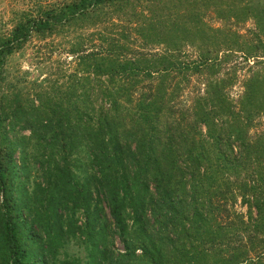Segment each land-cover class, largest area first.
I'll return each mask as SVG.
<instances>
[{
	"label": "trees",
	"instance_id": "trees-1",
	"mask_svg": "<svg viewBox=\"0 0 264 264\" xmlns=\"http://www.w3.org/2000/svg\"><path fill=\"white\" fill-rule=\"evenodd\" d=\"M35 2L0 34V264H264V41L238 50L237 98L236 67L212 75L231 47L187 63L101 32L105 47L70 52L65 82L5 88L9 59L33 37L112 17L143 36L163 0ZM223 6L264 35V0ZM202 75V92L179 103Z\"/></svg>",
	"mask_w": 264,
	"mask_h": 264
},
{
	"label": "rangeland",
	"instance_id": "rangeland-1",
	"mask_svg": "<svg viewBox=\"0 0 264 264\" xmlns=\"http://www.w3.org/2000/svg\"><path fill=\"white\" fill-rule=\"evenodd\" d=\"M171 2L163 0L153 15L156 18L153 26L144 27L143 36L132 31L135 24L117 22L112 17L114 23H118L115 27H112L110 20H107L101 24L97 23L94 27L65 29L45 40L33 37L22 50L9 59L5 88L16 86L25 92L33 88L40 89L37 85L45 88L54 82L59 84L65 82L76 67V57L70 52L77 46L87 51L105 47V43L100 41L99 33L101 32V35L106 33V35L110 34L121 39L122 34L123 36L128 35L129 45L143 52L164 53L166 49H176L180 53L178 60L187 63L198 61L200 55L206 52H209L212 57L217 55L222 59L223 53L226 52L225 49L231 47L233 51H236L235 58L225 65L221 64L212 75L222 79L228 70L236 67V73L233 76L236 78V84L227 90V93L230 98H237L242 91L240 82L247 70V67L242 64V56L238 50L244 49L245 45H255L256 42L253 40L256 37L264 41V35L260 31L261 25L258 28L247 13L248 18H245L239 11L238 14L228 12L227 7H222V0H181L180 2L171 0ZM34 3H36L35 0H0V34L8 33L16 21V13L30 8L34 9ZM137 11L138 14L143 12L141 20L148 19L149 10L140 7ZM184 12L191 13V18H182L180 14ZM168 14H172V17L167 18ZM121 30L124 32L120 33ZM225 33H229L231 38L226 37ZM155 34L157 37H154ZM232 34L237 36L236 39H232ZM147 35H154V38H144ZM251 64L249 61V65ZM204 75L190 77V84L184 89L179 103L187 105L193 95L199 91L202 92ZM261 124L259 131L264 127V116ZM253 132L255 130L251 131ZM235 208L238 212H245V207H240L239 204ZM115 246L119 250L122 249L118 242Z\"/></svg>",
	"mask_w": 264,
	"mask_h": 264
}]
</instances>
